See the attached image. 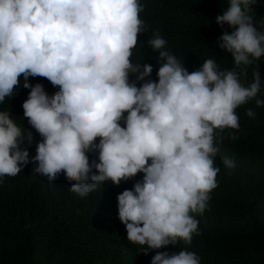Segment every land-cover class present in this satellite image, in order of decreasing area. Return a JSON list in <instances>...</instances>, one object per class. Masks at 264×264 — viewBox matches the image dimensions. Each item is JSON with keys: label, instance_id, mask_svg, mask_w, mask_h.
Returning a JSON list of instances; mask_svg holds the SVG:
<instances>
[{"label": "clouds", "instance_id": "1", "mask_svg": "<svg viewBox=\"0 0 264 264\" xmlns=\"http://www.w3.org/2000/svg\"><path fill=\"white\" fill-rule=\"evenodd\" d=\"M255 3L228 0L215 17L231 29L218 37L231 70L209 58L189 72L155 32L146 41L160 63L152 80L151 64L130 59L138 34L147 31L139 0H0V103L15 95L23 77L30 89L23 116L41 137L30 157L22 145L32 144V131L0 110V178L32 162L49 183L63 173L70 191L84 197L142 173L116 197L128 241L144 255L179 241L190 245L199 235L193 214L203 215L217 187L222 134L240 128L235 110L260 92L257 64L248 86L237 72L264 56V30L250 14ZM29 77L46 78L58 90L49 95ZM246 115L255 117L252 109ZM223 163L235 167L231 159ZM150 264H200V258L186 249L156 251Z\"/></svg>", "mask_w": 264, "mask_h": 264}, {"label": "trees", "instance_id": "2", "mask_svg": "<svg viewBox=\"0 0 264 264\" xmlns=\"http://www.w3.org/2000/svg\"><path fill=\"white\" fill-rule=\"evenodd\" d=\"M139 2L143 5L139 16L147 31L138 34L130 59L152 65L151 76L146 79L156 80L160 66L158 52L146 43L155 32L167 41L166 50L189 72L209 58L221 70L233 68L231 54L218 47V37L231 29L215 21L228 0ZM251 9L254 23L264 30V0H257ZM256 64L260 92L235 110L240 128L225 129L222 134L223 143L214 157L220 169L217 187L210 193L203 215L193 214L199 221V235H193L190 245L179 241L176 246L149 250L144 255L139 252L142 246L128 241L125 226L118 218L116 197L124 189H131L142 173L118 186L105 182L81 197L70 191V182L63 173L49 183L46 176L32 170L35 165L30 162L17 176L0 178V264H150L156 251L184 249L196 253L200 264H264V106L255 103L256 99L264 100V56L252 65H241L237 72L240 82L248 86ZM20 79L15 95L0 103V110L8 109L23 128L32 131V144L22 145L32 157L41 137L23 116L22 102L30 89L24 88L23 77ZM29 82L41 83L49 95L58 90L46 78L29 77ZM248 109L254 111V118L246 115ZM232 135L237 138L231 139ZM88 155L90 160L96 158L95 153ZM225 158L234 161L235 167H225Z\"/></svg>", "mask_w": 264, "mask_h": 264}]
</instances>
